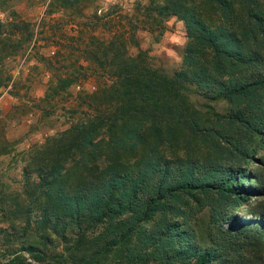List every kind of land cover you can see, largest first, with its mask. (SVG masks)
I'll return each instance as SVG.
<instances>
[{"label":"trees","instance_id":"1","mask_svg":"<svg viewBox=\"0 0 264 264\" xmlns=\"http://www.w3.org/2000/svg\"><path fill=\"white\" fill-rule=\"evenodd\" d=\"M162 1L151 7L153 17L174 16L184 25L180 68L165 73L136 43L130 52L129 34L91 36L82 57L94 69L64 72L45 93L43 100H50L87 75L97 78L79 101L86 108L82 117L29 155L47 156L30 169L35 179L26 190H34V197L26 213L34 214L38 236L47 242L49 232L65 239L67 230L73 235L75 229L102 223L103 242L96 252L116 248L130 264H144L146 257L156 264L264 261L263 207L250 209L254 217L244 221L232 211L246 192L264 193L255 172L253 183L238 185L242 168L232 157H249L255 140L264 143V0ZM213 4L220 10L218 24L207 20L214 15ZM189 86L207 99L227 101L229 111L217 115L216 126L194 118ZM183 129L188 133L181 140L189 144L197 134L209 150L204 156L187 150L162 154ZM256 162L264 165L261 157ZM189 200L198 202V210L206 208L204 226L196 228L186 218ZM24 222L22 234L30 227L28 219ZM19 248L36 262L47 260L32 243ZM94 260L74 257L72 264ZM24 263L30 264L20 253L6 261Z\"/></svg>","mask_w":264,"mask_h":264},{"label":"rangeland","instance_id":"2","mask_svg":"<svg viewBox=\"0 0 264 264\" xmlns=\"http://www.w3.org/2000/svg\"><path fill=\"white\" fill-rule=\"evenodd\" d=\"M162 2L0 0V264H6L8 257L17 253L26 257L30 264L56 260L59 264H72L74 257L82 256L94 257V264H130L121 256L124 252L117 253L116 248L105 253L96 252L97 244L103 242L102 223L75 229L73 235L67 230L65 239L52 232H49L48 242L39 238L41 230L32 222L34 214L26 213L34 190L27 192L26 188L27 183L35 179L30 169L44 164L47 155L28 157L37 148H43L41 145L49 137L58 135L82 117L86 108L79 101L83 93L95 88L97 78L94 74L78 80V85L70 84L50 100L43 99L49 85L64 72L94 69L82 57V50L90 45L91 36L105 39L112 31L129 34L130 52H135L136 43L147 52L152 65L165 73L171 74L180 68L187 41L184 25L174 16L153 17L151 7ZM212 7L214 15L206 19L209 24H218L220 10L215 4ZM186 95L200 125L216 126L217 115L229 111L226 100L207 99L192 86L187 87ZM185 133L188 130L179 132L174 146L163 147L165 157L183 155L185 150L191 155L204 156L209 151L199 142L197 134L186 144L181 140ZM251 146L253 150L249 157L232 156L235 164L242 168L238 185L246 188L253 183L255 176L252 173L255 172L259 176L258 184L264 187V165L256 162L258 157L264 159V143L255 140ZM97 162L104 163L102 157ZM243 196L244 200L232 209L238 221L254 217L249 213L250 209H264L263 192L248 191ZM198 205L197 201L189 200L186 211V218L196 228L204 226L207 213L206 208L198 210ZM27 219L30 227L22 234ZM151 225L148 222L146 228ZM27 242L42 250L47 260L36 262L25 251L19 250L20 245ZM132 244L140 247L134 239ZM251 260L250 264H264L256 257ZM144 261V264H156L151 258L146 257Z\"/></svg>","mask_w":264,"mask_h":264}]
</instances>
